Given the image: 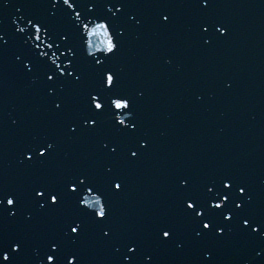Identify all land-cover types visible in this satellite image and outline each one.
<instances>
[{
    "label": "snow or ice",
    "instance_id": "1",
    "mask_svg": "<svg viewBox=\"0 0 264 264\" xmlns=\"http://www.w3.org/2000/svg\"><path fill=\"white\" fill-rule=\"evenodd\" d=\"M129 2L41 0V15L18 17L25 27L12 20L11 34L0 28V59L17 40L22 50L11 53L17 70L42 84L53 114L67 121L58 139L34 136L23 148L20 164L41 178L0 179V264H87L85 251L96 249L107 254L105 264H160L162 253H180L188 243L199 264H213L218 249L237 244L247 251L246 264H264V194L228 170L173 173L175 210L159 217L147 236L124 227L114 200L129 188L128 166L150 147L136 98L119 72L104 67L121 51L129 27L144 23L128 11ZM213 2L190 0L203 47L230 35L209 13ZM10 4L0 0V13ZM101 6L106 15H97ZM159 20L167 26L173 17L161 13ZM63 140L76 152L61 157Z\"/></svg>",
    "mask_w": 264,
    "mask_h": 264
},
{
    "label": "water",
    "instance_id": "2",
    "mask_svg": "<svg viewBox=\"0 0 264 264\" xmlns=\"http://www.w3.org/2000/svg\"><path fill=\"white\" fill-rule=\"evenodd\" d=\"M248 2L250 7L241 4L240 0L232 1L233 11L228 14L231 15V24L229 25L231 32L230 35L237 31H242L240 25L247 23V27L251 34V36H247L254 38V41L250 42L252 46L247 48H255V51H250L248 53L259 58V63L255 60L254 65H260V68L264 69V24L263 27H260L262 22H259L260 20H264V4H260L258 0H248ZM18 5H20V12H9V9L11 10L12 8L16 10ZM4 14H6V16L0 15V19L3 20V24L0 28L6 33L11 34L12 20H16L18 23V17L20 15L39 16L42 14L41 0H26L25 3L24 1L16 3L14 0H11V4L4 11ZM228 15H225L224 17ZM215 16H217V14L213 15V17ZM22 24L24 25L23 21ZM174 25L175 27L178 26L180 30L174 31L176 35L170 41L174 44L172 46L171 54L167 55L166 58H164V61L162 60L163 58L160 57L158 67L160 68L162 64V69H158L159 73L156 75L154 66L156 56L152 61L150 60L145 64L146 68L148 63H150L148 66V74H153V78L146 76V80H142L135 77L134 83L128 85L129 89H127L128 93L133 95L137 100L138 115L142 122L144 133L150 141L149 149L142 155L143 158L148 159V163H145V168L148 170L147 172L152 171L151 169L153 167H156L159 171L161 166H168L169 164L170 168L168 169V172L172 171L171 175L173 174L172 168L175 169V172H192L194 174H204L213 170H225L227 169L224 163L227 161L225 154L230 151L233 154L230 167H236L241 176L247 174L250 175L251 185V180L252 178L254 179L256 164L260 167L264 166L263 97L257 96L252 90L244 89L240 94V98H237L231 88L229 89L227 87V83L222 81V79H225V76H222L221 74L225 66L223 62H221L220 56L218 58L220 61L219 66L221 68V72L218 74L219 77L216 80L213 73H210V77L213 81L216 80V84L219 83L218 87L225 89V92H218L215 90V86L213 89L211 88L212 91L205 90L202 88L201 83L196 84L195 80L192 79L197 78L196 71L195 69L193 70L191 66L194 65L193 62L198 63L197 59L189 52V47L184 44V34L186 33L184 28L182 31L181 25ZM186 27L189 29V26ZM6 38L8 37L6 36ZM241 39L243 42H239V44L236 45L238 49L232 46V49L230 48V50H233V55H236L243 60H247L246 57L249 54H247L245 50L239 51L240 46L246 45L244 38ZM185 40L187 39L185 38ZM165 46L168 45L165 44ZM214 47H216V45ZM20 50L22 49H20L18 41L13 39L9 46L8 54L0 59V74H3L0 76V88L7 87L9 89L10 86L13 87L14 81L20 82L23 79V89L20 90V92L21 96L24 97V102L9 96L10 94L1 90L3 93V95H1L2 98L5 96V98L8 101H11L16 108L23 111L22 114L18 116L16 115V117L20 119V122H23L24 124V128L23 125H21L23 129L17 133L16 137L9 134V132H13L14 130L17 131L16 127H13L14 130H11L10 128H6V124H4L6 122L5 120L0 121V149L4 150V148H6L10 154V156L7 157L5 156L6 151H3V153L0 152V179L17 184H23L27 181L41 178L36 168L20 164V160L22 159L21 153L25 144L34 136L51 137L54 135L56 137L60 132V130L57 132L56 128H61L67 122L64 117L57 116L51 111L50 100L44 96L42 84L38 82L33 85L31 83L32 78L21 75L19 71H17L11 53ZM93 52H95L97 56L101 55L100 52L95 49ZM214 52L216 53L215 49ZM80 57L83 59L84 55H80ZM61 59H63V57H61ZM168 60H171L170 64L167 63ZM178 63L179 67L177 66ZM252 63L253 62L250 64ZM237 66L238 65L235 63L229 66V74L227 77L230 80L232 76V80L237 81L234 79L236 77L234 69H238ZM104 67L110 68L115 72L121 66L114 56L105 62ZM249 69L252 71L254 70L252 68ZM152 71L153 73H151ZM177 71L178 73H176ZM213 71L215 73L218 72L214 69ZM242 72L243 75L240 77L242 79L243 77L250 76L248 79L253 81V77L257 76L255 70L253 74L250 73L251 71L245 73V69H243ZM224 75H226V73H224ZM180 77L184 81L186 80V82L189 78L194 82L193 84L188 85V89H190L189 94L194 98L196 103L194 109L190 108L187 105V102H184L185 99L180 100L173 96L179 93V84L177 81H179ZM242 81H244V79ZM247 90L251 91L253 97L252 108L246 98V94L249 92ZM140 91H143L144 95L149 94L145 101L139 96ZM215 91L216 93H214ZM237 99H241L246 106H249L245 111L246 115H250V117L243 118L242 112H240V114L235 112V110L239 109L240 105L242 106ZM155 103L159 109L158 122H154V117H152L153 113L150 115V112H153L154 110L155 106L153 107V105ZM0 111H2L0 119H15V117H10L9 109L6 108V105L1 106ZM7 113H9V115ZM240 117L242 118L241 120L243 123V125L239 124L244 131L243 138L245 135L248 136L250 134L251 136L253 129L258 126L257 130H254L258 136L256 135L255 146L252 151L248 150V148L251 147L250 141L247 143V140L245 139L246 141L243 140L240 146L239 144H236L239 142V139H235L236 137L232 135V124L235 121V118L237 119ZM121 118L125 119L127 122V114ZM216 124H218V126H216ZM27 125L29 129L25 130ZM53 127L55 129H53ZM42 131H44L43 134L41 133ZM7 137L14 139V143L11 144V139ZM242 151L245 152L247 157L241 158L242 156H245L241 154ZM229 154L230 153H228V155ZM184 166L187 169L185 171L182 168ZM130 167L132 168L131 165ZM1 170L4 171V173H2ZM128 171L129 166L127 168V173ZM8 173H10V175H7ZM151 175L156 182H162L160 185L155 183V187L157 190H162L161 194L163 195V198L168 204L170 203L172 205L174 211L175 205L171 195V186L170 183H167V178L161 180L159 176L160 173L157 171L152 172ZM259 194H264V187ZM161 207L162 208L158 207L156 204L154 206L157 214L155 216L156 219L162 215L168 214L165 212L166 207H163V205ZM158 208H160L159 211ZM149 221L151 223L150 226L153 227L152 220ZM152 229L149 231L150 233L152 232ZM189 246L191 250H194L191 244H189ZM187 251L188 249L186 247L182 252L185 253ZM182 252L177 253L175 251H167L162 253L160 264L166 261L175 264V262L180 259V255L183 254Z\"/></svg>",
    "mask_w": 264,
    "mask_h": 264
}]
</instances>
